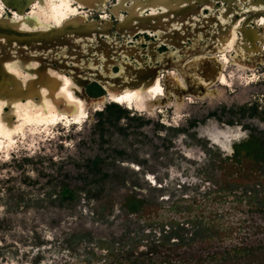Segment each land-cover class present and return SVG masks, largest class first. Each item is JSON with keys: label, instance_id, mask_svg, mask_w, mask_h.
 <instances>
[{"label": "rangeland", "instance_id": "rangeland-1", "mask_svg": "<svg viewBox=\"0 0 264 264\" xmlns=\"http://www.w3.org/2000/svg\"><path fill=\"white\" fill-rule=\"evenodd\" d=\"M256 74L212 105L189 104L172 126L188 130L196 121L184 134L148 116L139 128L106 115L96 125L93 116L57 126L49 139L27 137L10 150L13 158L0 154V264H163L264 245V151H233L248 136L264 141V69ZM255 102L252 116L253 108L243 118L221 114ZM172 116L168 109L161 118ZM229 121L235 131L211 146L208 134L226 132ZM24 124L0 145L12 144ZM63 188L71 199L61 197Z\"/></svg>", "mask_w": 264, "mask_h": 264}, {"label": "flooded vegetation", "instance_id": "flooded-vegetation-1", "mask_svg": "<svg viewBox=\"0 0 264 264\" xmlns=\"http://www.w3.org/2000/svg\"><path fill=\"white\" fill-rule=\"evenodd\" d=\"M0 22L12 25L7 33L31 39L29 46L12 41L9 53L0 40V81L19 86L14 104L0 95V142L25 123L12 144L0 145L5 156L27 137L49 139L57 126L79 127L93 116L96 125L106 115L136 121L137 128L151 123L142 119L148 116L161 129L187 133L196 121L188 130L172 126L189 104L212 105L233 82H251L264 69V0H0ZM122 75L123 90L107 81ZM51 81L57 86L52 98ZM255 106L222 107L221 114L243 118L242 109ZM168 109L169 121L161 118ZM29 111L57 121L26 125L30 118L20 116ZM208 117L221 118L217 111ZM227 124L226 132L208 134L211 146L235 131L232 121Z\"/></svg>", "mask_w": 264, "mask_h": 264}, {"label": "trees", "instance_id": "trees-1", "mask_svg": "<svg viewBox=\"0 0 264 264\" xmlns=\"http://www.w3.org/2000/svg\"><path fill=\"white\" fill-rule=\"evenodd\" d=\"M250 109L251 108L248 109L246 107L242 109L243 117L246 116V112ZM255 113H257L256 106L253 108V112L249 115L252 116ZM117 119H115V121ZM256 150L264 151V141L255 136H248L247 139L240 144L234 145L233 149L234 156H238L241 152L248 154ZM71 193V191L63 188L61 197L71 199ZM136 204L134 203V207H137ZM180 229L182 228H178L176 231ZM161 262L163 264H264V245H238L224 248L221 252H212L203 256H198L197 258L179 257L174 262L165 257Z\"/></svg>", "mask_w": 264, "mask_h": 264}, {"label": "water", "instance_id": "water-1", "mask_svg": "<svg viewBox=\"0 0 264 264\" xmlns=\"http://www.w3.org/2000/svg\"><path fill=\"white\" fill-rule=\"evenodd\" d=\"M10 4V3H9ZM11 7H15L17 9H22V5L21 6H17V5H12L11 4ZM12 29V25H4V23L0 22V40L1 39H4L5 40V43L3 44V52L4 53H9L8 51V48L10 47L12 41H16L19 43L20 46L22 45H25V46H29L30 45V42H31V39L29 38V36H19V37H16V35H13L12 33H7L8 31L11 32ZM4 31V33H3ZM62 33V31H60V34ZM58 33L56 32V34H51V38H48L49 41H50V44L51 42L56 38L58 37ZM0 46H1V42H0ZM38 77H40V81H42V79L44 78V76L41 75V73L39 74L38 73ZM126 80L127 78L122 75L120 77H116L115 79L113 80H107L111 85H113V87H118L116 89H119V90H123L127 84H126ZM47 84V89L49 91V95L52 97H55V91L57 89V86L54 85V82L51 81V84L49 82H46ZM35 85H33L32 87H34ZM103 86H106L107 87V91L109 90H113V89H110V88H113L111 86H109L108 84H103ZM18 87L17 85L13 84V83H4L2 81H0V95L3 96V98L7 99V102H10V103H15V99H14V95L17 94L18 92ZM27 88H29V85L27 84L26 86ZM31 87V88H32ZM81 93L84 95V84H81ZM109 89V90H108ZM31 90V89H30ZM30 90H27V92H30ZM33 90V89H32ZM115 90V89H114ZM81 96V95H80ZM81 98H84L83 96ZM59 101V100H58ZM55 102V101H53ZM59 103V102H58ZM55 105H58V104H55ZM56 108V106H55ZM67 113H69V110H65Z\"/></svg>", "mask_w": 264, "mask_h": 264}, {"label": "bare ground", "instance_id": "bare-ground-1", "mask_svg": "<svg viewBox=\"0 0 264 264\" xmlns=\"http://www.w3.org/2000/svg\"><path fill=\"white\" fill-rule=\"evenodd\" d=\"M81 110V109H80ZM24 111V110H23ZM16 114H17V112H16ZM22 114H27L28 115V117L27 118H30V120H29V122H32V121H37V116L36 117H34V113L33 112H25V113H22ZM50 115V114H49ZM26 116V115H25ZM21 117V116H20ZM52 117V116H51ZM50 118V117H49ZM38 120H39V122H54L55 121V119H52V120H47L46 118H44V116H40L39 118H38ZM75 120H77V119H75ZM1 128V127H0ZM15 129V128H14ZM16 130V129H15ZM2 132V130L0 129V133ZM12 132V131H11ZM16 132H18L17 130H16ZM6 135L8 134V132H6L5 133ZM4 135V134H3Z\"/></svg>", "mask_w": 264, "mask_h": 264}]
</instances>
